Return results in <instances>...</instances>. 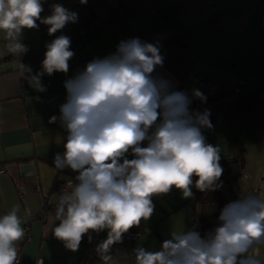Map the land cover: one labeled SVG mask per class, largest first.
I'll use <instances>...</instances> for the list:
<instances>
[{"label": "clouds", "instance_id": "9594fccd", "mask_svg": "<svg viewBox=\"0 0 264 264\" xmlns=\"http://www.w3.org/2000/svg\"><path fill=\"white\" fill-rule=\"evenodd\" d=\"M46 2L0 0L6 53L19 57L17 74L36 92L47 91L45 75L67 76L75 55L71 38L60 34L45 44L39 71L33 73L21 62L29 51L22 42L25 30L43 24L52 36L78 22V13L60 3H52L50 14L42 16ZM164 60L159 41H120L115 52L93 58L64 81L65 100L59 115L49 119L67 133L54 168L78 174L59 195L45 236L51 232L76 252L85 236L91 243L93 234L106 231L95 247L101 264H117L114 246L123 243L130 229L148 223L155 213L154 198L175 189L182 199H193V188L211 193L223 187L220 148L203 134L214 127L211 111L191 108L193 98L206 103L207 96L192 89L190 97L156 74ZM19 210L15 205L0 216V264H19L18 242L25 236ZM199 227L197 221L170 228L158 247L137 246L135 264H264V195L240 192L219 209L211 230L201 234ZM145 231L150 235V229Z\"/></svg>", "mask_w": 264, "mask_h": 264}, {"label": "crops", "instance_id": "0c3cea01", "mask_svg": "<svg viewBox=\"0 0 264 264\" xmlns=\"http://www.w3.org/2000/svg\"><path fill=\"white\" fill-rule=\"evenodd\" d=\"M52 3L77 12L78 22L52 36L43 24L38 30H25L22 42L29 51L20 57L35 73L41 69L46 43L60 34L71 38L75 55L69 73L45 75L46 92H36L18 76L19 57L6 53L0 33V216L19 205L22 227L28 222L30 238L18 242L19 264H34L37 259L58 264L62 254L67 264H101L95 247L106 231L93 234L91 243L82 241L78 251L65 253L64 244L51 232L45 236L59 195L78 174L67 168L58 171L53 163L55 154L63 153L67 135L59 122L49 123L65 100L64 81L93 58L115 52L120 41L139 37L159 41L165 60L156 74L190 97L192 89L212 95L235 85H255L264 81V0H88L86 5L79 0H47L42 16L50 14ZM204 109L211 111L214 126L203 130L207 142L219 146L221 157L245 153L249 180H235L238 192L264 195V104L240 116L232 93L196 110ZM228 183L225 196L235 200L239 193L234 198V182ZM154 204L148 223L130 229L138 235L127 241L125 234L123 243L114 246L117 264H135L134 248L158 247L170 228L197 222L198 204L194 198L182 199L178 190L154 198Z\"/></svg>", "mask_w": 264, "mask_h": 264}, {"label": "trees", "instance_id": "16d2710c", "mask_svg": "<svg viewBox=\"0 0 264 264\" xmlns=\"http://www.w3.org/2000/svg\"><path fill=\"white\" fill-rule=\"evenodd\" d=\"M201 80L203 78H200ZM232 94L231 89H221L212 95L207 96V102L202 103L198 99H193L191 108L196 110L206 104L216 101L225 95ZM240 116L247 115L254 107L264 104V81L255 85H239V90L235 94ZM195 189V188H194ZM194 202L198 204L196 221L199 223L201 234L211 230L217 221L219 209L229 200L219 190L211 193H201L195 189Z\"/></svg>", "mask_w": 264, "mask_h": 264}, {"label": "built area", "instance_id": "2783aa9c", "mask_svg": "<svg viewBox=\"0 0 264 264\" xmlns=\"http://www.w3.org/2000/svg\"><path fill=\"white\" fill-rule=\"evenodd\" d=\"M239 90V85H235L232 87V93L236 94ZM220 164L223 167L224 171L223 174L221 176V179H225L230 183L234 182V198L237 197L238 193L240 194V192H238L237 190V186L236 184V179L242 177L245 180H249L247 173L244 169L245 166V153L242 150L241 154L238 156H225V157H221L220 160ZM0 171H2V169L0 168ZM236 189V190H235ZM24 230H25V236L23 240H28L30 238L29 233H28V229H29V225L28 222L24 224L23 226ZM138 235L137 231L134 230H129L128 233H126V239L127 241L132 240L133 238H135ZM84 242H89L87 236H85L83 238ZM68 249L65 248L64 245H62V252H67ZM64 254H62L59 258H58V264H67L64 262ZM41 259H37L34 261V264H38V262ZM43 261V260H42ZM43 264H45L43 262Z\"/></svg>", "mask_w": 264, "mask_h": 264}, {"label": "rangeland", "instance_id": "374dc122", "mask_svg": "<svg viewBox=\"0 0 264 264\" xmlns=\"http://www.w3.org/2000/svg\"><path fill=\"white\" fill-rule=\"evenodd\" d=\"M222 182H223V187L220 188V190L222 191L221 193L225 196L226 192H227V195H228V191H229V183L225 180V179H221ZM238 184L241 185L242 183V179L238 180L237 181ZM226 197V196H225Z\"/></svg>", "mask_w": 264, "mask_h": 264}]
</instances>
